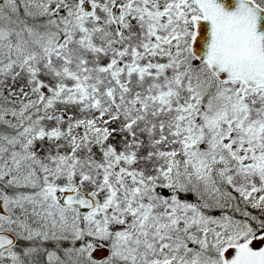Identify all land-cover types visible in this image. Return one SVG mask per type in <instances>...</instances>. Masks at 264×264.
Wrapping results in <instances>:
<instances>
[{"label": "snow or ice", "instance_id": "snow-or-ice-1", "mask_svg": "<svg viewBox=\"0 0 264 264\" xmlns=\"http://www.w3.org/2000/svg\"><path fill=\"white\" fill-rule=\"evenodd\" d=\"M0 264H264V0H0Z\"/></svg>", "mask_w": 264, "mask_h": 264}]
</instances>
